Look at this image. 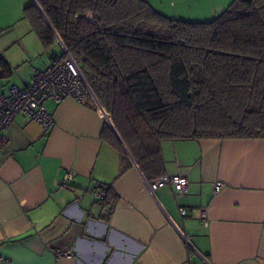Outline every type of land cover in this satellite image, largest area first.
<instances>
[{"label": "crops", "instance_id": "1", "mask_svg": "<svg viewBox=\"0 0 264 264\" xmlns=\"http://www.w3.org/2000/svg\"><path fill=\"white\" fill-rule=\"evenodd\" d=\"M30 3L0 0L9 86H27L57 54L38 61L55 44L45 48L23 17ZM46 105L48 129L16 116L0 149L2 264H264V139L162 140L160 172L184 174L188 185L183 193L168 184L150 191L123 145L125 167L102 138L106 121L90 98ZM216 181L224 186L214 194ZM105 186L117 196L112 211L95 194Z\"/></svg>", "mask_w": 264, "mask_h": 264}, {"label": "trees", "instance_id": "2", "mask_svg": "<svg viewBox=\"0 0 264 264\" xmlns=\"http://www.w3.org/2000/svg\"><path fill=\"white\" fill-rule=\"evenodd\" d=\"M35 1L23 17L45 48L58 36L147 180L162 175V140L264 139V0H231L207 21L168 18L146 0ZM12 73L0 55V79ZM101 135L128 166L107 122Z\"/></svg>", "mask_w": 264, "mask_h": 264}, {"label": "built area", "instance_id": "3", "mask_svg": "<svg viewBox=\"0 0 264 264\" xmlns=\"http://www.w3.org/2000/svg\"><path fill=\"white\" fill-rule=\"evenodd\" d=\"M61 44L63 56H52L47 66L35 69L31 82L27 86L18 87L11 84L8 92L0 95V149L7 141L5 132L16 116L32 120L40 124L43 129L49 128L53 122V112L46 105L48 100L59 102L64 97H72L81 101L88 97L104 120L110 125L111 117L109 113L91 90L75 59ZM72 176V172H67L64 179L68 181ZM145 183L150 191L168 184L176 192L183 193L186 191L188 179L184 174H162L152 180L146 179ZM223 186L224 183L221 181L214 182L213 193L219 192ZM105 193V187L95 190L96 196L101 198ZM180 211L184 212V209L180 208ZM202 220L206 222L205 218ZM69 255L68 252H56L57 257ZM3 261L4 258L0 256V264Z\"/></svg>", "mask_w": 264, "mask_h": 264}, {"label": "rangeland", "instance_id": "4", "mask_svg": "<svg viewBox=\"0 0 264 264\" xmlns=\"http://www.w3.org/2000/svg\"><path fill=\"white\" fill-rule=\"evenodd\" d=\"M154 10L172 19H184L190 21H207L217 13L225 9L231 0H146ZM55 51L61 53L56 44L44 51L38 57V61L46 62L49 53ZM10 78L0 79V90L9 86Z\"/></svg>", "mask_w": 264, "mask_h": 264}, {"label": "water", "instance_id": "5", "mask_svg": "<svg viewBox=\"0 0 264 264\" xmlns=\"http://www.w3.org/2000/svg\"><path fill=\"white\" fill-rule=\"evenodd\" d=\"M33 2L38 6V4L36 3L35 0H33ZM38 7H39V6H38ZM39 9H40V8H39ZM56 38H57V41L59 42V44H61L60 39L58 38V36H56ZM61 45H62V44H61ZM110 126H111L112 129L115 131V133H116L118 139L120 140V142H121V144L123 145V147H124V149L126 150V152H127V153L129 154V156L131 157V155H130V153L128 152L127 148L125 147V145L123 144V142H122L121 139L119 138V135L117 134L116 130L114 129L112 123H110ZM131 158H132V157H131Z\"/></svg>", "mask_w": 264, "mask_h": 264}]
</instances>
